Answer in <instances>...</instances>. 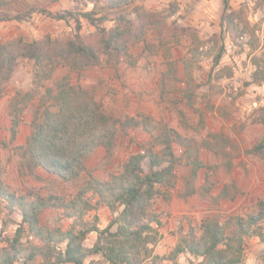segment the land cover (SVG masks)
Instances as JSON below:
<instances>
[{
	"label": "rangeland",
	"instance_id": "rangeland-1",
	"mask_svg": "<svg viewBox=\"0 0 264 264\" xmlns=\"http://www.w3.org/2000/svg\"><path fill=\"white\" fill-rule=\"evenodd\" d=\"M224 1L164 0L156 8L147 9L133 0V7L160 12L168 16V24L190 28L202 42L197 49L188 36L180 37L178 43L168 45L165 51L159 49L157 33L149 29L146 41L131 45L118 61L102 57L98 68L81 71H70L65 64L57 63L49 78L42 79L38 85L33 83L34 62L19 60L0 98L2 188L28 200L52 194L68 202L89 178L106 181L121 173L126 159L139 152L141 146L149 145L150 134L142 126L119 124L111 151L108 153L100 147L88 155L86 171L79 178L61 181L40 170L29 173L23 166L22 146L31 133V122L39 120L44 108L57 109L55 85L66 77L73 86L91 93L113 119L144 122L149 118L148 128L153 135L170 128L181 136V141L172 144L181 159L174 185L160 188L151 210L172 196L176 208L184 209L180 213L168 209L151 211L158 216V224L167 229L166 235H158L152 257L143 264H195L193 257L187 254L173 257L172 252L191 230L199 234L203 219L214 217L224 222L231 216L246 219L254 215L257 202L264 201V155H246L245 151L264 138V83L251 81L257 68L264 70V0H227L226 5ZM2 2L8 5H0V18L8 19L0 21V42L16 37L26 42L45 37L64 39L77 33L86 37L95 32L80 15L91 10V0ZM32 7L71 16L56 20L35 12L23 21L10 19ZM226 9L244 17L254 35L245 33L233 39L221 25ZM103 26L109 29L113 23L106 21ZM192 49L194 53H190ZM220 49L222 56L215 64ZM185 60L190 62L195 86H188L184 80ZM154 149L158 151L160 146L155 145ZM195 163L202 167L194 175ZM84 200L86 204L82 203L78 216L72 218L64 215L62 209H45L40 215L41 225L62 231L83 225L103 229L120 210L113 212L104 204H97L91 193L85 194ZM19 222L20 217L8 213L0 202V247L13 237ZM96 238V233H90L84 245L91 247ZM28 240L36 244V240L24 233L22 243L27 244ZM42 259L38 257L27 264H40ZM85 264L108 263L101 256H92Z\"/></svg>",
	"mask_w": 264,
	"mask_h": 264
},
{
	"label": "trees",
	"instance_id": "trees-1",
	"mask_svg": "<svg viewBox=\"0 0 264 264\" xmlns=\"http://www.w3.org/2000/svg\"><path fill=\"white\" fill-rule=\"evenodd\" d=\"M92 8L81 12V17L95 28V32L82 37L78 33L69 38L26 42L21 37L0 42V98L3 86L9 81L21 59L34 62L36 69L33 79L38 85L49 78L57 63L65 64L70 71H81L97 67L102 57L118 61L126 55L131 45L144 43L149 29H155L159 49L178 43L179 38L188 36L196 49L201 41L190 28H179L168 24L166 15L133 7V0H91ZM225 5L227 0L224 1ZM0 5H8L2 2ZM131 7V10H129ZM39 12L56 20L66 19L70 13L54 14L44 7H32L13 20L23 21L32 13ZM8 18H0V21ZM111 21L109 29L103 26ZM221 25L233 39L245 33L254 35L247 20L236 12L224 13ZM222 49L214 58L217 64ZM194 53V50H190ZM184 80L194 85L189 60H185ZM252 83H264V70L258 68L251 76ZM54 100L57 109L48 107L41 112L39 120L31 122V133L22 146L23 166L29 173L34 170L52 175L61 181H71L86 171L85 159L97 148L110 152L114 146L118 125L142 126L150 134L148 146L131 154L123 164L122 172L112 175L106 181L89 178L78 194L64 202L60 197L49 194L28 200L23 195H15L2 188L0 179V202L8 213H15L20 222L12 238L0 247V264H27L40 257V264H85L92 256H101L108 264H143L153 255V246L159 233L152 226L159 223L158 216L151 212L153 199L160 194V188L173 187L176 167L180 164L172 144L181 141V136L173 129L163 128L153 135L148 128L149 118L144 122L133 119L120 122L107 115L88 91L69 83L63 77L55 85ZM160 149L155 151L154 146ZM208 147L207 144H204ZM246 155H264V138L245 151ZM193 174L202 164L195 163ZM146 167V168H145ZM91 193L97 204H104L115 212L116 217L103 229L83 225L78 229L49 230L41 225L40 215L45 209H62L68 218L78 216L84 195ZM193 191H190L192 194ZM264 222V201L257 202L254 215L243 219L231 216L224 222L211 217L201 221L199 234L191 230L175 246L172 256L187 254L195 259V264H240L244 254V240L252 236H262ZM97 238L91 247L84 241L90 233ZM24 233L36 240V244L22 243ZM64 245L61 249L60 246Z\"/></svg>",
	"mask_w": 264,
	"mask_h": 264
},
{
	"label": "crops",
	"instance_id": "crops-1",
	"mask_svg": "<svg viewBox=\"0 0 264 264\" xmlns=\"http://www.w3.org/2000/svg\"><path fill=\"white\" fill-rule=\"evenodd\" d=\"M137 3L145 5V7L148 8H156V6L164 1V0H135ZM98 68V67H96ZM107 99V98H105ZM2 108V106L0 107ZM3 113V112H2ZM176 153V152H175ZM177 155V154H176ZM86 165V164H85ZM41 171V170H40ZM158 197V196H156ZM154 201V199H153ZM176 202L175 197H168L166 201L161 200L160 204H156L151 210L153 212L157 211L159 212L160 209H168L172 210L174 213H180L184 209L183 206H180L179 208H176L174 205ZM153 203V202H152ZM183 205V204H182ZM160 221H162V218H160ZM153 228H156L160 235H166V227H162V225L159 224H152ZM93 233V232H92ZM262 236H252L250 238H246L244 240V255L243 260L240 264H264V231L261 230Z\"/></svg>",
	"mask_w": 264,
	"mask_h": 264
}]
</instances>
